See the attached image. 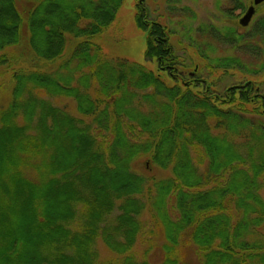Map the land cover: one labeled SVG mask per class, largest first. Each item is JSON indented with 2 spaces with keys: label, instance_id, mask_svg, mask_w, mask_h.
Wrapping results in <instances>:
<instances>
[{
  "label": "trees",
  "instance_id": "trees-1",
  "mask_svg": "<svg viewBox=\"0 0 264 264\" xmlns=\"http://www.w3.org/2000/svg\"><path fill=\"white\" fill-rule=\"evenodd\" d=\"M123 1L0 0V264H264V62L214 53L264 54V17L192 66L136 0L139 63L91 41Z\"/></svg>",
  "mask_w": 264,
  "mask_h": 264
},
{
  "label": "rangeland",
  "instance_id": "rangeland-1",
  "mask_svg": "<svg viewBox=\"0 0 264 264\" xmlns=\"http://www.w3.org/2000/svg\"><path fill=\"white\" fill-rule=\"evenodd\" d=\"M144 2L149 18L165 25L166 29L171 32L169 41L176 56L187 64L191 63L192 66L194 63L201 64L199 58L192 53L194 52L193 48L197 47L193 46L192 41H199L200 44H203L202 48L205 52L210 53L205 43L212 40L207 34L201 35L199 29H203L205 26L220 28L230 26L237 29L239 33L246 34L250 33L254 25L264 17L263 2L255 8V14L247 27L239 25L238 18L242 16L243 10L252 3V0H144ZM135 3L136 0H124L117 10L113 22L100 35L92 38L91 41L100 47L101 52L107 58H125L129 61L144 63L145 32L135 24ZM238 3L242 6V9L235 7ZM249 42L250 45H258L257 36L250 39ZM10 50L14 51L12 48ZM251 50L254 55L248 52L245 53V49L244 51L235 50V47L232 48L230 45L215 43L214 53L220 56L236 55L245 66L256 67L264 62V54L262 50ZM255 51H258V53L256 52L258 55ZM202 73L205 76V72L202 71ZM219 73L211 75V78L219 77ZM259 75H261L258 76L259 79L264 80V74ZM8 76L0 77V95L3 103L8 93ZM234 81L238 80L225 78L219 82L218 80L215 81V84L216 87L221 88L226 83ZM56 102L76 115L74 112L75 104L71 98H62V100H56ZM138 166L142 168V165ZM260 194L264 198V190H261ZM184 250L181 264H198L193 250L190 248ZM150 260L156 262L153 256H150Z\"/></svg>",
  "mask_w": 264,
  "mask_h": 264
},
{
  "label": "water",
  "instance_id": "water-1",
  "mask_svg": "<svg viewBox=\"0 0 264 264\" xmlns=\"http://www.w3.org/2000/svg\"><path fill=\"white\" fill-rule=\"evenodd\" d=\"M264 0H253L252 4L245 10L242 17L239 19V25L240 26H246L249 21L251 20V17L253 16L255 12V5H258L259 3L263 2Z\"/></svg>",
  "mask_w": 264,
  "mask_h": 264
},
{
  "label": "flooded vegetation",
  "instance_id": "flooded-vegetation-1",
  "mask_svg": "<svg viewBox=\"0 0 264 264\" xmlns=\"http://www.w3.org/2000/svg\"><path fill=\"white\" fill-rule=\"evenodd\" d=\"M252 2H253V0H252ZM263 2H264V1H263ZM263 2L259 3L258 5H255L254 8H256L257 6L261 5ZM251 4H252V3H251ZM251 4H250V5H251ZM237 5H239V3H238ZM250 5H249V6H250ZM249 6H247V8H248ZM237 8H239V7H237ZM247 8H245V9L243 10L242 15L244 14V12H245V10H246ZM254 14H255V12H254ZM254 14H253V15H254ZM241 17H242V16H241ZM241 17H240V18H241ZM252 17H253V16H252ZM252 17H251V19H252ZM240 18H238V20H239ZM249 22H250V21H249ZM248 24H249V23H248ZM248 24H247V25H248ZM247 25H246V26H241V27H247Z\"/></svg>",
  "mask_w": 264,
  "mask_h": 264
}]
</instances>
